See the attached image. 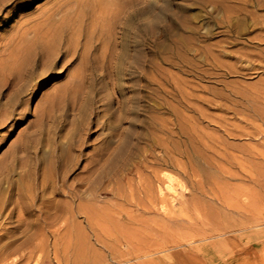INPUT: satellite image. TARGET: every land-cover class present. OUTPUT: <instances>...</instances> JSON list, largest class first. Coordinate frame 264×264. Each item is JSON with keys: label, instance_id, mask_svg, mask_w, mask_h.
Instances as JSON below:
<instances>
[{"label": "rangeland", "instance_id": "1", "mask_svg": "<svg viewBox=\"0 0 264 264\" xmlns=\"http://www.w3.org/2000/svg\"><path fill=\"white\" fill-rule=\"evenodd\" d=\"M57 1L63 3L69 0H33L21 10H14L6 18L0 16V46L5 44L14 30L29 21L30 17L43 10L47 11ZM207 1L210 4L214 1L219 2V5L223 2L224 5L234 6H238L237 4L243 1L246 12L243 11L241 14H237L235 11L226 12L223 8L213 10V5H210ZM84 10L85 32L87 35L78 45V53L73 57H69L64 65H62L61 60L55 59L54 62L58 63L53 65L48 76L40 84L39 92L35 94L36 86H31L23 104L17 108V111H21L22 114L19 121L15 122L16 120L14 119L15 121L13 120L0 126V161L5 158L13 145L21 141L23 136L28 133L25 130L36 121V109L44 106L48 96L56 93L65 84L71 83L76 75L82 77L83 97H92L94 92L99 89L98 96L105 98H103V104L99 107L100 110L115 109L118 105V100H125L123 101L124 109L118 111L119 113L116 112L115 118L111 116L106 120L108 122L116 120V124L121 129H127V133H129L127 135L133 136L132 147L128 148V143L127 145L125 144L126 155L116 161V170L119 168L116 173L117 176L112 173L100 177L95 182L94 185L96 186H93V190L88 189L85 193L88 198L96 195V200H94L96 201L94 203L95 207L87 210L89 220H87L88 218L86 219L85 215H80L73 226L70 224L64 226L59 223L45 225L39 221L43 210L37 209L36 206H33L32 210L29 211L31 213L23 208H18L12 212L13 203L3 207L0 211V264H120L121 262V264H224L225 261L229 262L231 260L232 263L236 262L237 264L244 259L245 261L263 264L264 197H261L263 202L260 198L262 218L260 227H257L258 230L251 228L252 230L248 229L247 231L239 232V235L233 231L230 235L238 236L239 240L221 247L218 250L219 253L216 251V253L197 254L192 252L191 248L206 244L202 242L210 243L227 236L223 235L207 240L204 237L200 241L189 239L188 231L179 229L184 235L179 233L177 230L179 224L176 223L178 226L175 225L177 228L173 229L175 223L173 221L170 222V220H168L169 222L167 221L168 218H171L166 217L168 213L165 215L167 219H161L160 213H154L157 208L152 209V211L142 206L143 202L146 203V198L144 200L140 185L144 177H148L150 171H152V168L145 169L142 167L143 164L146 161H150L149 159L152 156L163 157L165 155L164 148L158 147L155 145L156 143L152 147L150 141H153V138L154 141L162 140L164 146L166 145L171 149V143L176 140V137L168 135L166 131L167 128H172L177 123L187 129L188 132L193 130L197 133L196 135L200 136L199 142L202 144L206 143L213 148L215 147V151L211 148L202 154L205 156L206 153L210 162H216V164L212 163L213 166L217 165V163H220V165L223 163V169L231 172L232 175L229 173V176L227 173H223L222 176V172L218 170V173H215L217 169L212 168L211 175L213 176L212 178L217 180L215 182L222 184L223 181L225 183L227 180V184H225L228 187L230 185L235 186L229 187L230 189L238 190L239 188L237 187H242L241 189L245 187L246 189H243L244 192H247V188L249 192L253 188L251 182L248 183L246 173L241 169V164L243 167L252 166L251 164L254 161L252 152L254 147H256V143H260L259 148L264 152V132L258 136L252 135L256 131L257 125H260L264 131V104L262 102L264 98V56L259 53L261 49H264V0H84ZM241 20L244 21V24H241ZM4 54L6 52L0 51V57ZM140 71L142 72L140 73ZM2 75H4V72H0V84L5 81ZM3 88V91H1L2 95L0 94V112L2 113L6 112L7 107L5 105L11 96V89L7 85ZM241 102L248 105L257 114L252 116V111L243 109ZM68 113L70 112L68 111ZM127 113L132 114L128 115ZM55 114L58 115L59 112L55 111ZM126 117L128 118L125 119ZM122 118L125 119V121H122L123 124L119 122ZM131 118L134 123L130 121ZM72 120V116L67 118L68 123ZM127 121L132 122L133 127H130V123H127ZM143 125H146L145 131L142 128ZM191 126L194 127L191 128ZM196 129L197 131H195ZM226 130L229 133L241 132L246 135L242 136V138L240 136V138H235L234 134L233 138V135H229L231 137L226 136ZM65 133L66 130L56 131L54 141H59L60 137ZM100 133H93L86 138L87 147L83 150L84 154H82L81 158L79 157L80 160H84L82 162L78 160L72 170L73 172L71 171L66 177L67 186H70L69 183L71 182V185L74 182L78 183L80 181L78 179L85 175L87 176L81 170L83 163L86 161L85 159H90L94 156V150L104 140L105 134L109 132L108 129H105ZM146 135L149 136L146 137ZM167 136H169L170 140H168ZM236 136L238 135L236 134ZM145 138L149 139L146 140ZM224 140L225 142L228 141V143L226 142L227 144L231 146L233 144V146L225 144ZM225 145L230 148L225 147ZM219 149H223L220 151L221 153L225 152L224 159H220L222 155L220 156ZM88 154L90 155L88 156ZM208 155L211 156L209 157ZM263 162L261 164L263 167L261 166L260 168L262 169L260 174L261 172L263 173V176H260V182L263 187L259 186V192H257L264 195ZM124 163H128L127 166L130 168V171L127 170L128 174L126 176L121 174V170L125 166ZM133 166L135 170L139 166L137 167L139 170H136L138 173L133 169ZM154 167L158 168L157 165H154ZM161 169L160 167L158 168L159 172L171 173L184 186H187V188L190 186L189 188H191L190 179H187V176L183 175L182 171L171 165L162 166ZM78 174L83 176L79 177ZM225 174H227L226 178L224 177ZM12 175L9 178L15 182L16 189L10 190L9 183L4 182L1 188L4 189L5 197L8 196L9 192L17 193L19 184L17 181L20 180V175L17 172ZM125 177L129 181L133 180L134 182L132 181L128 184V180ZM138 182L139 185H137ZM211 182H214V180L211 179ZM131 183H135L136 186ZM261 183L260 185H262ZM221 184L220 186L225 185ZM120 185L123 187L121 188ZM133 187L136 188L139 195L136 192H131ZM123 188L125 189V193L123 192L124 198L119 195L117 198L112 194H108V192H116V190H122ZM180 188L177 189L179 193L181 192L180 196L177 197V201H189L192 193ZM254 188L256 189V187ZM254 188L253 190L255 191ZM104 190L107 191L103 192ZM126 192L128 193V196L126 195L128 198L125 197ZM168 192L165 191L164 194L170 203V198L174 194L172 195L171 192ZM239 192H237L239 195L235 199L234 196L237 194L229 192L230 194L228 195L238 201L240 205L252 202L250 198L246 197L249 193H244L248 200L247 202L243 196V191H241L242 194ZM257 192H253V196ZM186 194L187 196H185ZM240 194L243 197H240ZM134 196L141 199L136 200ZM14 199H18V196L14 195ZM55 199L69 200L68 197L59 195L55 196ZM127 199L128 201H126ZM137 201L139 203L142 202L141 206ZM177 201H173L170 204L171 207H175V209L172 208L173 210L181 207ZM245 201L246 203H244ZM210 203H203V208H208L205 205L209 204L213 212L215 211V214H213L210 208L208 209L211 212L209 219L211 218L214 223H217V227L222 224V226L227 225L230 228H234V225L239 223V221L245 220L244 211L234 209L230 211L220 207V204L215 201H212V205ZM136 205L142 209L137 206L138 210ZM170 205L168 204L167 206V212L169 210V213L172 211L171 207L169 208ZM212 206L214 207L212 208ZM187 207L193 206L187 205ZM215 207L217 208L215 209ZM188 210L190 213L191 210L198 213L194 207ZM194 212L191 213V217L197 219L191 221L199 223L198 217H194L197 213ZM239 213H243L241 216L244 215V217L238 216L240 215ZM214 215L216 216L214 217ZM155 216H160L161 218H156L155 222L151 224ZM173 217L176 219V216ZM125 218H132L131 222L127 221V219L124 221ZM157 219L161 221H158V223ZM180 219L183 218L181 217ZM184 219L183 221L181 220L182 222L179 221V223L187 224L186 221L188 219ZM137 220H140L139 224ZM162 220L167 221L169 224L171 223L170 228L172 231H170L169 225L167 227L164 226V223H168H163ZM191 221H188V224ZM212 221L208 220V223H212ZM33 222L34 224L32 225ZM130 223L134 224L131 225ZM214 223L211 225H216ZM160 224L163 226H160ZM127 225L128 227L131 226L127 228ZM155 225H158L159 229ZM38 228L46 233L55 232V236L47 233L44 237L40 235L35 237L34 233ZM73 229L77 233L78 231L80 232L77 234V238L69 239L67 233ZM256 230H260V232ZM173 231L176 232L172 233ZM130 233L131 235H129ZM169 233H172V235H168ZM32 235L34 236L33 238ZM242 235L245 236V239L250 237L257 239L258 237L263 243L258 246L251 244L246 253L241 255L237 253V250L246 245L245 240H240ZM164 241L167 242L165 243L166 245L163 244ZM177 241H180V245L175 244ZM167 244L170 246H167ZM160 246L162 248H159ZM87 247L93 249V255L89 256L86 253ZM76 248H83L85 253L81 251L83 254L81 252L75 254ZM185 254L188 257H183ZM191 255L193 256L190 257Z\"/></svg>", "mask_w": 264, "mask_h": 264}, {"label": "bare ground", "instance_id": "2", "mask_svg": "<svg viewBox=\"0 0 264 264\" xmlns=\"http://www.w3.org/2000/svg\"><path fill=\"white\" fill-rule=\"evenodd\" d=\"M31 1H33V0H0V16L3 18H6L11 12H13L14 10H17V11L21 10L24 6H26V4H28ZM207 3H209V2L207 1ZM218 3L219 2L213 1L211 3L213 5L212 6L213 8L211 6L210 7L213 10L218 9V8H223L226 12L227 11H229V12L235 11V12H237V14L238 13L241 14V12L245 11V4L243 1H240L239 4H237L238 6L228 5V4L224 5L223 2H221V5H219ZM6 8H8V9H6ZM84 13H85L84 0H69V1H66L63 3H60L57 1L47 11L43 10L42 12H38L37 14H34L32 17H30L29 21H26L24 24L20 25L18 29L14 30L13 34L9 36V38L7 39L5 44L0 46V51L6 52V54H4L0 57V72H4V75H2V76H3V78H5V81L0 84V94L2 95V92H1V91H3L2 88L6 85L11 89V94H10L11 96L9 97V99L5 105L7 107V110L4 113L0 112V126L6 124L8 122L10 123L14 119L16 120V121L14 120L15 122L19 121L22 114H21V111H17V108H19L23 104L24 98L30 92L31 86H34V85L36 86L35 91H34L35 94H37L39 92L40 84H42L44 81V78H46L48 76V74L52 70L53 65L58 63V62H54L55 59H58V61L61 60L62 65H64L66 63L65 61H67V59L69 57H71V56L73 57V56H75V54L78 53L77 52L78 51L77 50L78 45L81 43L83 38H85V36L87 35L85 32V19H84L85 16H84ZM240 17H242V16H240ZM241 24H244L243 20H241ZM259 53L264 56V49H261L259 51ZM141 72L142 71H140V73ZM81 78L82 77H80V75H76L75 79L71 83L65 84L56 93L48 96L45 105L41 106V108L38 107L36 109V121L33 124H31L25 130V132L27 131L28 133L23 136L21 141L14 144L10 148V151L8 150L9 152H7V155L5 156V158L2 161H0V163H2L0 166V211L2 210L3 207H5L6 205H8L10 203L14 204L13 207L11 206L12 212L16 211L18 208H23V209L27 210V212H29L30 210H32L33 206H36L37 209L43 210V212H42L43 214L41 215L40 220H39V221L43 222V224L51 225V224L59 223V224L64 225V226H67L69 224L73 226L76 224V219L80 215H85L86 219L88 218L87 220H89V217L87 216V212H88L87 210L90 209L91 207H95L94 203L96 201H94V200H96V195L94 194L95 195L94 197L88 198V196L85 194L88 191V189L93 190V186H96V185H94L95 182L97 180H99L100 177H103L105 175H110L112 173H115V176H117L116 173L118 172L119 168L116 170V166H115L116 161L120 160L119 158L122 156L124 158V155H126V152H127L126 150H124L125 144L127 145V143H128V148H129L131 146V144L133 143V138H132L133 136L131 137V136L127 135V134H129V133H127V129H121V127L118 124H116V120H112V122H108V120H106V119L110 118L111 116H113V118H115L114 117L115 113L124 109L123 101H125V100L121 101V100L117 99L118 105L115 103L117 105V107L115 109L113 108L114 110L112 108H108L107 110H100L99 107L103 104V98L104 97L102 98L101 96H98L99 95L98 94L99 89L96 90V92H94L92 97H90V96H87L86 98L83 97L84 96L83 91H82L83 85H82V79ZM34 92H33V94H34ZM104 102H105V100H104ZM262 102L264 104V98H263ZM241 103H242L241 106L243 107V109H245L247 111H252V116H255L257 114L256 111H253L248 105H246L243 102H241ZM106 107H108V105H106ZM126 110H129V109H126ZM55 111H58L59 114L54 115ZM68 111L70 113H68ZM123 112H121V113H123ZM129 114H132V113H129ZM69 116L73 117V120L70 123L67 122V118ZM123 116H125V115H123ZM127 118L128 117H126L125 119H127ZM146 118H147V116H146ZM125 119L122 118L119 120V122L121 124H123L122 121H125ZM130 121H132V118ZM128 122L129 121H127V123ZM132 122H129L130 127H133ZM169 123H171V122H169ZM188 125H191V124H188ZM67 126H69V127H67ZM192 127H194V126H191V128ZM142 128L145 131L146 125H143ZM189 128H190V126H189ZM105 129H108L109 133H107V134L104 133L106 136H105L104 140L94 150L95 151L94 156L90 159H85L86 161H84V163H83V166L81 169L82 173H84V174L86 173L88 177L86 175L85 176L81 175V176H83V177H81L78 174V176L81 177V179H78V181L79 180L80 181L79 182L77 181L78 183L73 181L74 184L76 183L75 185L74 184L71 185V183H72L71 182V183H69L70 186H67L65 179L68 176V174L74 169V167L77 164V161L80 160L79 157L81 158L82 154H84L83 150L87 147L86 138L89 137V135H91L93 133L101 134L100 132L104 131ZM62 130H66V133L62 137H60L59 141L58 140L54 141V139H55L54 135L56 134V131H62ZM188 130H190V129H188ZM195 131H197V129ZM226 132H227L226 136L227 135L228 136L233 135L232 136L233 138H234V134H235V138H238L239 136L242 138V136L246 135V134L241 133V132H237V133H231L230 132L229 133L227 130H226ZM263 132L264 131L261 128V126L257 125L256 131L252 135L258 136V135L263 134ZM131 133H130V135H131ZM166 133L172 137H176V140L171 143V146H170L171 149H169V147L166 145L164 146L162 140L154 141V138H153L152 139L153 141H150L151 146L153 147V145L156 143L155 145H157L158 147L164 148L165 155L163 157H153L152 156V158L149 159L150 161H146V162L144 161L145 163L144 164L142 163L143 164L142 167H144L145 169L152 168V171H150L148 177L147 176L144 177V179L140 185L142 188L141 191L144 194L143 195L144 200L146 198V201H145L146 203L143 202V204H142V202L141 203H139V201H137V202L139 203L140 206L142 204L143 207L149 208V210L157 208V210H154V211H156L154 213H157V214L160 213V215L162 217L161 218L160 216H158V217L155 216V219H153L154 221L150 220L151 224H153L152 222H155L156 218L167 219L166 217H171V218H168L167 221L168 220H170V222L173 221L175 223V224L172 223V224H174V227H175V225L179 224V228L177 230L179 231V229H181V230L188 231V236H190L189 239H192L194 241L203 240L204 237L207 240V239L213 238V237H221L223 235L227 236L225 238H222V239L220 238V239L215 240L214 242H210V243L202 242V243H206V244L201 245V246H197V247L195 246V247L191 248V251L195 252L197 254L198 253L207 254L210 252L216 253V251H217V253H219L218 250L221 247H223L227 244H230V243H234L235 241L239 240L238 236H231L230 235V234H232L233 231L235 233H238V235H239V232L247 231L248 229H251V228H254V230L256 228L258 230L257 227L258 226L260 227V223H261L260 221L262 218L260 202L261 201L263 202L262 198L264 197L263 193L258 194L259 188H260L259 186L263 187V184L260 182V176L263 174L262 172L260 174V170H262L260 168L262 166L261 165L262 161H264V152L262 150H260V148H259L260 143L258 142L255 144L256 147H254V150L252 152L253 153L252 158L254 160L251 164L252 166L248 165L249 167H247V166L243 167V165L241 164V169L246 173V178L249 181L248 183L251 182V184L253 185L252 187L253 188L256 187L257 190L254 188L255 189V191H254L253 188L249 187V188H251L250 192H249V189L247 188V192L246 191L245 192L249 193V194H247L246 197L248 199L250 198L252 200V202L246 203V201H245L244 202V203H246L245 205H243V204L240 205V203L234 199L239 195L237 193L239 191L240 192L243 191V196L245 197V195H244V193H245L244 190L246 189L245 187H243L244 190L241 189L242 187H237V188H239L238 189L239 191L236 189H230L229 187H235V186H232L228 183L230 185L228 187L226 185L227 180L225 181L226 184L224 183V181L222 183L225 185H222L220 183L222 185V186H220V184L215 182L217 180L212 178L213 177L211 175L212 168L217 169V170H215L216 172L214 171L215 173H218L217 172L218 170L220 172H222L221 173L222 176H223V173H227L228 175L230 173V175H231V172H228L226 169L225 170L223 169L224 166L222 167V165H223L222 162H221L222 163L221 165H220V163L219 164L217 163V165L213 166L212 163L216 164V162H210V159L206 156V153H205V156L202 154V153H204V151H209L213 147H211L210 145H208L206 143L202 144L201 142H199L200 136L198 137L196 135L197 133H195L193 130L188 132L187 129L183 128L182 126L178 125L177 123L172 128H167ZM98 134H96V135H98ZM236 134L238 136H236ZM247 135H249V134H247ZM148 136L146 135V137H148ZM231 136H229V137H231ZM167 137H168V140H170L169 136H167ZM233 138H231V139H233ZM147 139H149V138H147ZM209 141L211 143V139ZM224 142H225V140H224ZM226 142L228 143V141H226ZM226 142H225V144H227ZM227 145H229V144H227ZM227 145H225V147ZM148 146H150V145H148ZM157 146H155V147H157ZM229 146H231V145H229ZM229 146H227V147H229ZM232 146H233V144H232ZM149 148H151V147H149ZM226 149H228V148H226ZM221 150H223V149H221ZM221 150L219 149V152ZM214 151H215V149H214ZM131 152H132V149H131ZM219 152L217 151V153H219ZM142 153H140V154H142ZM147 153H149V152H147ZM91 154H92V152H91ZM89 155L90 154H88V156ZM223 155H224V157H223ZM225 155H226L225 152L221 153L220 159H224ZM86 157H87V154H86ZM133 157H134V155H133ZM123 158H121V159H123ZM83 160L84 159H82L80 161L82 162ZM133 160H134V158H133ZM133 162H135V161H133ZM263 164H264V162H263ZM127 165H128V163H126L124 168H122V170H121V174H123L124 176H126L128 174V171H130V168ZM154 165H157L158 168L160 167V169L162 166H170L171 165V166L175 167L177 170L182 171L184 173L183 175H186L187 179L188 178L190 179L191 188H189L190 187L189 186L188 187L189 189H188L187 186H184L171 173H170L171 175L166 174V173H161V172H159L158 168L154 167L155 168L154 169L153 168ZM129 166H130V164H129ZM137 167H139V166H137ZM137 167H136V170L138 171L139 168L137 169ZM133 169H134V166H133ZM133 169H131V170H133ZM17 170H19V171H17ZM140 170H141V168H140ZM161 170H163V169H161ZM16 172L19 173V175H20V178H19L20 180L18 179L19 181H17L19 183L18 187H17V193L16 192L15 193H13V192L8 193L7 192L8 196L5 197L4 196V189L1 188L2 184L4 182H8L9 183V189L10 190L14 189L15 188V182L13 180H10L9 177L13 173H16ZM146 172H147V170H146ZM227 174H225L224 177ZM141 176H143V175H141ZM76 177H77V175H76ZM224 177H223V179H224ZM233 177H234V175H233ZM125 178L128 180V184L133 181V180L129 181V179L127 177H125ZM229 178H231V177H229ZM12 179H14V178H12ZM211 179H213L214 182H211ZM223 179L221 178V180H223ZM99 182H101V181H99ZM139 182L137 183V185H139ZM188 182H189V180H188ZM260 183L262 185H260ZM131 184L132 185L134 184L136 186L135 183H131ZM97 185H100V184H97ZM102 186H100V187H102ZM122 187L123 186H121V188ZM134 187H133V191H131V192H136L137 195H139L138 191ZM177 187L178 188L181 187L184 191H186V192L190 191V193H192L189 201H187V202L177 201L178 200L177 197L180 196V193H181V192L180 193L178 192ZM5 188H6V186H5ZM122 190L118 189V190H116V192L111 191V193L108 192V194H112L114 197H117V198H118V195L121 198L122 197L124 198V193H125L124 190L125 189L123 188ZM134 190H136V191H134ZM138 190H140V189H138ZM105 191H107V190H104L103 192H105ZM165 191L171 192L172 195L174 194V196H171V198H170V200H171L170 203H169V199L167 201V199L165 198L166 197L164 194ZM127 192L125 194V197L128 194ZM131 192L129 191L130 195H131ZM229 192L237 194L234 196V199H232L228 195V194H230ZM253 192L254 193L257 192V193L253 196ZM250 193H252V194L250 195ZM88 194H92V193H88ZM184 194H185V192H184ZM241 194H242V192H241ZM241 194H240V197H243V196H241ZM14 195H17L18 199H14ZM58 195L63 196V197H68L69 200H57V199H55V196H58ZM248 195H250V196H248ZM260 195H263V196H260ZM185 196H187V194ZM130 197H129V200H130ZM136 197L134 196V198H136ZM140 197H141V194H140ZM246 197H245V199L247 200ZM126 198H128V197H126ZM139 198H136V200H138ZM260 198H261V201H260ZM92 200H93V202H92ZM103 200H104V198H103ZM136 200H135V202H136ZM185 200H187V199L185 198ZM126 201H128V199ZM132 201H134V200H132ZM173 201L179 202L181 207L177 208L176 210H173L172 208L175 209V207H171V205H170V204H172L171 202H173ZM212 201H215L216 203L220 204V207L228 209L230 211H231V209L232 210L234 209L237 211H239V210L244 211V213L246 215L244 218L245 220L242 222L239 221V223L234 225L235 229L230 228V226H227V225L222 226V224H219V226L221 225L222 227L221 226L217 227L218 226L217 223H214L211 218H210L211 220L209 219V217L211 216L210 213L213 212V210L211 209V206L209 207V204H208V205H205V206H208V208H206V209L203 208L204 207L203 203H205V202L206 203L207 202L212 203ZM247 202H248V200H247ZM101 203H102V201H101ZM168 204L170 205L169 208L171 207V209H172V211L170 212L172 214L171 216H170L169 210L167 212ZM128 205H129V203H128ZM187 205L188 206L192 205L195 208V210L198 211V213H197V212L192 211L193 210L192 209L191 213L192 212L197 213L196 215L193 213L195 216L193 214H192V216H194V217L197 216L198 219L200 220L199 223L193 222L197 218L193 219V217H191V213L188 209H191L193 207L189 208V207H187ZM130 206H132V205H130ZM137 206L138 205H136V207ZM133 207H134V205H133ZM138 207H137V209H138ZM213 207L214 206H212V208ZM139 208H141V207H139ZM199 208L203 209V210H200ZM209 208H210L211 212H210V210H208ZM216 208L217 207H215V209ZM222 208H220V209H222ZM143 209H145V208H143ZM230 211H229V213H231ZM29 213H31V212H29ZM166 213H168L169 216L167 214V216L165 217ZM124 214H126V213H124ZM127 214H129V213H127ZM213 214H215V211L213 212ZM216 214L218 217V212ZM242 214H240L238 216H241ZM173 216H176V219ZM183 216L185 217V219H188V221L193 220V221H191L193 223L190 222L188 224V221H186L187 224L186 223L185 224L179 223V221L180 222L183 221V219H184ZM215 216L216 215H214V217ZM178 217H180V218L182 217L183 219H180ZM241 217H244V215ZM81 218H83V217H81ZM212 218H213V216H212ZM126 219H127V221L131 222L132 218H125L124 221ZM171 219H173V220H171ZM176 220H178V221H176ZM208 220L210 222L212 221V223H214L216 225H211L212 223H210V222L208 223ZM139 221H138V224H139ZM158 221H161V220L157 219V222ZM162 221H163V223L167 222L164 220H162ZM33 224H34V222L32 223V225ZM133 224H131V225H133ZM165 224L166 223H164V226L167 227V225H169V229H171L170 228L171 223L170 224L168 223L166 225ZM180 224L181 225L183 224L186 226H183V225L181 226ZM155 226L157 227L158 225H155ZM160 226H163V225L160 224ZM177 226L175 228L173 227V229H176ZM129 227L127 225V228H129ZM145 227H147V225H145ZM124 228H126V226H124ZM158 229H159V226H158ZM169 229H168V232H169ZM231 229H233V230H231ZM156 231H157V228H156ZM170 231H172V229ZM180 231H179V233H182V231L181 232ZM43 232L44 231H42L38 228L37 231L34 233V236L37 237L40 235V236L44 237L47 233H48V235L55 236L54 235L55 232H51V233L50 232H47V233L44 232L43 233ZM79 232L80 231H78V233ZM92 232H94V231L92 230ZM133 232H134V230H133ZM175 232L173 231L172 233H175ZM257 232H260V230ZM78 233L76 232L75 229L70 230L67 233V237L69 239L77 238ZM172 233H169L168 235H170V234L172 235ZM179 233H178V235H179ZM184 233H186V232H184ZM92 234H95V233H92ZM162 234H164V232H162ZM129 235H131V233ZM228 235H230V236H228ZM233 235H234V233H233ZM258 235H260V234H258ZM34 236L32 235V238ZM145 236H147V235L145 234ZM139 237H140V235H139ZM242 237H244V238H242ZM0 238H1V236H0ZM90 238L92 239L91 236H90ZM246 238H248V237H246ZM28 240L30 241V239H28ZM240 240L246 241V245L244 247L240 248L239 250H237V253H240L241 255L246 253L247 249L251 246V244L258 246V245H261V243H263L262 240H260V238H258V237H257V239H253V237H250L249 239H245L244 235L240 236ZM240 242H242V241H240ZM165 243H167V242L164 241L163 244L166 245ZM175 244L180 245V241H177ZM164 245H162V246L166 247ZM171 245H173V243H171ZM162 246H160L159 248H162ZM167 246H170V245L167 244ZM8 248H9V246H8ZM83 248L82 249L76 248L74 253L77 254L78 252H81V251H83L85 253V250ZM2 252H4V251H2ZM86 253L89 254V256H90V255L94 254V251H93V249H90L87 247ZM81 254H83V253L81 252ZM3 255L5 256V254H3ZM1 256H2V254H1ZM192 256L193 255H191L190 257H192ZM196 256L198 257V255H196ZM183 257H188V256H186V254H185V255H183ZM2 258H4V257H2ZM125 261L127 262V260H125ZM231 261H229V262L225 261L224 264H234V263L236 264V262L232 263ZM126 262H124V263H126ZM259 263L260 262L257 263L254 261L253 262L245 261V259H244L241 263L238 262L237 264H259Z\"/></svg>", "mask_w": 264, "mask_h": 264}]
</instances>
